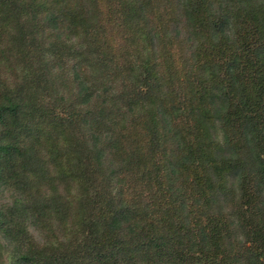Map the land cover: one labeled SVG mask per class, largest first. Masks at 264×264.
<instances>
[{
  "label": "trees",
  "instance_id": "trees-1",
  "mask_svg": "<svg viewBox=\"0 0 264 264\" xmlns=\"http://www.w3.org/2000/svg\"><path fill=\"white\" fill-rule=\"evenodd\" d=\"M261 1L0 0V264H264Z\"/></svg>",
  "mask_w": 264,
  "mask_h": 264
},
{
  "label": "rangeland",
  "instance_id": "rangeland-1",
  "mask_svg": "<svg viewBox=\"0 0 264 264\" xmlns=\"http://www.w3.org/2000/svg\"><path fill=\"white\" fill-rule=\"evenodd\" d=\"M260 3H262L260 5L264 4V2H262V1ZM36 7H37V9H36ZM48 9H49V7L48 6L45 7V5H43V4H41L40 6L35 5L36 14L39 15L40 18L45 15V13H46V11ZM46 28H47V31H48V27L47 26H46ZM12 67L13 66H9V65H8V69H6V68L2 69V67H0V81L6 82V83L12 82V79H13V75L11 73V70L13 69ZM207 132H208V136L209 137L216 138L219 142L223 141V135H222V132L220 130L218 122H216L215 125L210 126L208 128ZM1 260L4 261V256H0V261Z\"/></svg>",
  "mask_w": 264,
  "mask_h": 264
}]
</instances>
